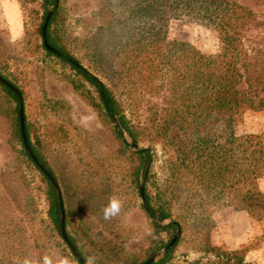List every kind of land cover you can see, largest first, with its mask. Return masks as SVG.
<instances>
[{"label": "rangeland", "instance_id": "rangeland-1", "mask_svg": "<svg viewBox=\"0 0 264 264\" xmlns=\"http://www.w3.org/2000/svg\"><path fill=\"white\" fill-rule=\"evenodd\" d=\"M118 2L60 0L51 32L86 71L101 84L111 88L117 85L120 93L121 70L133 44L130 26L126 24L122 29L110 21ZM237 2L251 9L261 22L249 33H262L264 0ZM41 4L42 0H0V74L16 84L22 94L31 142L60 185L67 231L87 262L92 259L94 264H141L169 240L166 231L156 230V222L148 216L150 209L145 210L139 195L147 166L151 204L157 207L166 200V156L153 129L146 124L148 107L164 106V102L149 97L139 111L125 112L131 125L140 131L138 146L149 148L151 153L152 161L140 171L137 184L135 150L117 136V127L108 119L100 98L102 90L43 48L41 27L46 14L43 18ZM167 38L207 54L215 53L219 45L214 31L189 17L171 20ZM256 93L250 95L252 105L245 103L239 108L235 132L238 136L258 135L264 148V94ZM260 98L263 105L258 106ZM23 148L18 106L0 86V264H10L11 252L18 264L25 260L43 264L45 256L51 258L52 264L61 258L76 264L61 236L47 221L45 183ZM258 186L264 192V174ZM181 188L179 201H184L191 186ZM112 198L119 200L120 211L105 219L103 209ZM204 206L213 244L230 250L245 248L246 260L264 264V217L257 220L246 210H234L213 199ZM179 208L173 203L174 214L166 218L179 223L180 233L182 229L186 232L175 248L171 264H188L203 254L196 237L200 226L192 223L189 214L178 217ZM12 229L16 233L9 237L6 231Z\"/></svg>", "mask_w": 264, "mask_h": 264}, {"label": "trees", "instance_id": "trees-1", "mask_svg": "<svg viewBox=\"0 0 264 264\" xmlns=\"http://www.w3.org/2000/svg\"><path fill=\"white\" fill-rule=\"evenodd\" d=\"M53 3L54 0H42L43 18ZM117 5L118 10L113 14L110 12L113 18L110 21L122 29L128 24L132 29L130 37L133 44L121 70L120 93L117 85L115 89L98 84L91 73L67 62V57H74L51 32L58 8L46 30L48 43L62 54L61 57L53 55L70 64L86 81L102 90L109 111L118 117L121 127L135 143L139 142L141 134L126 118V110L139 111L149 97L160 98L164 102V106L148 107L150 114L146 124L153 129L154 138L160 142L166 156L169 170L163 191L166 200L153 207L147 186L148 174L144 178L145 200L151 219L155 216L159 220L172 217L174 203L180 205L178 217L189 214L192 223L200 226L196 237L200 243L198 249L203 254L188 264H257L246 260L245 248L230 250L210 241V218L205 214L204 205L213 199L234 210H246L257 220L264 217V192L258 186L264 174L263 144L256 134L238 136L235 132L236 115L241 105H252L250 95L257 94L256 91L264 94V31L255 35L249 33L259 28L261 22L251 9L237 0H119ZM182 17L196 19L214 31L219 41L215 53L207 54L190 44L167 38L169 22ZM119 31L121 34L124 30ZM243 85L244 88L241 87ZM0 86L13 98L17 107V96L9 88ZM257 105H263L261 98ZM105 113L112 122L106 109ZM25 130L37 159L55 178L31 142L26 123ZM115 132L121 142L128 145L121 132L118 129ZM24 152L34 165L25 149ZM133 154L137 157L135 181L138 184L140 171L152 159L149 148ZM40 174L45 183L47 221L60 236L56 193L48 178L42 172ZM186 184L191 186L190 194L184 196V201L182 198L179 201L181 187ZM65 225L67 231V217ZM153 225L156 230L166 231L169 240L176 231L173 223ZM6 232L9 237L16 233L13 229ZM67 234L87 262L68 231ZM185 234L182 229L175 244L165 249L163 255L151 264H171L175 248ZM9 263L18 264L14 252L10 254Z\"/></svg>", "mask_w": 264, "mask_h": 264}, {"label": "water", "instance_id": "water-1", "mask_svg": "<svg viewBox=\"0 0 264 264\" xmlns=\"http://www.w3.org/2000/svg\"><path fill=\"white\" fill-rule=\"evenodd\" d=\"M59 3H60V0H54L53 5L49 8V10L46 13L44 22H43L42 27H41V31H42L43 46L49 52L61 57L62 54L57 49H55L53 46H51L48 43L47 38H46V30H47L48 22L52 16V14L54 13V11L58 8ZM66 60L72 66L78 68L79 70H81L83 72H86V70L75 59L67 57ZM92 79L95 82H97L98 84H101V81L96 76L92 75ZM0 84L9 88L17 96L18 102H19V105H18V122H19V131H20V137H21L22 145H23L24 149L26 150V152L28 153V156L30 157V159L32 160L34 165L48 178V180L51 182V184L55 190L57 201H58L59 214H60L59 215V231H60L61 239L64 242V244L68 247V249L70 250L74 259L78 262V264H87V262L83 259V257L80 255L78 250L75 248V246L72 244V242L68 238V234L66 231V225H65L64 202H63V197H62L60 185H59L58 181L53 177V175L37 159L36 155L34 154L33 150L30 147V144H29V141L27 138V134H26V130H25V114H24L22 94L16 86H14L10 81H8L7 79H5L2 76H0ZM100 97H101V101H102L105 109L107 110L110 118L112 119L114 125L121 132L122 136L126 139L127 143L135 151H141L142 149H144L143 147H139L137 143L133 142L128 137V135L126 134L124 129L121 127L120 122L118 120V117L109 111L107 101H106L104 93L102 91H100ZM146 170H147V166L145 168L144 174L142 175V180H141L140 185H139V195H140L143 207L145 208V210L149 211V207L145 201L144 184H143L144 178L146 176ZM152 219L160 225H167L169 223H173L174 225H176V231L165 247H163L160 251L151 255L148 259H146L141 264H151L154 261H156L159 257H161L163 255L165 249L170 248L175 244V242L178 240V238L180 236V225L178 222H176L174 220H166V219H163V220H159L157 218H152Z\"/></svg>", "mask_w": 264, "mask_h": 264}, {"label": "clouds", "instance_id": "clouds-1", "mask_svg": "<svg viewBox=\"0 0 264 264\" xmlns=\"http://www.w3.org/2000/svg\"><path fill=\"white\" fill-rule=\"evenodd\" d=\"M120 211V202L116 198H112L108 205H106L103 209V214L105 219H109L112 216H115ZM24 264H37L36 261H29L25 260ZM43 264H52V260L50 257L45 256L43 258ZM56 264H69V260L67 258H61L59 259ZM88 264H94V261L92 259H89Z\"/></svg>", "mask_w": 264, "mask_h": 264}]
</instances>
